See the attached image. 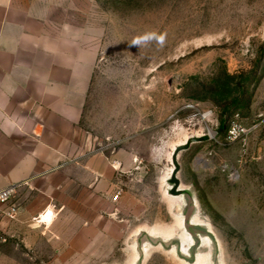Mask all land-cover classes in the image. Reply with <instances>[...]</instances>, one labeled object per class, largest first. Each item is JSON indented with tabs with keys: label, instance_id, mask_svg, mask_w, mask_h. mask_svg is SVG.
Segmentation results:
<instances>
[{
	"label": "rangeland",
	"instance_id": "1",
	"mask_svg": "<svg viewBox=\"0 0 264 264\" xmlns=\"http://www.w3.org/2000/svg\"><path fill=\"white\" fill-rule=\"evenodd\" d=\"M53 3L39 14L94 54L78 128L111 184L77 190L66 226L1 228L0 264H264V0ZM233 125L250 131L231 142ZM209 131L179 156L189 211L172 153ZM21 186L0 203L12 220Z\"/></svg>",
	"mask_w": 264,
	"mask_h": 264
},
{
	"label": "crops",
	"instance_id": "2",
	"mask_svg": "<svg viewBox=\"0 0 264 264\" xmlns=\"http://www.w3.org/2000/svg\"><path fill=\"white\" fill-rule=\"evenodd\" d=\"M53 1L0 0V191L22 185L15 220L0 205L5 232L24 231L44 211L43 223L56 215L66 226L77 190L111 184L107 158L84 149L78 128L94 54L84 30L39 14Z\"/></svg>",
	"mask_w": 264,
	"mask_h": 264
},
{
	"label": "water",
	"instance_id": "3",
	"mask_svg": "<svg viewBox=\"0 0 264 264\" xmlns=\"http://www.w3.org/2000/svg\"><path fill=\"white\" fill-rule=\"evenodd\" d=\"M209 139H212V136L209 134H203L201 137H189L184 143L178 145L173 153H172V162L174 165V169L172 171V177H171V184H173V193L172 196H184L188 201V209L189 211H192L196 207V201L194 200V197L187 189H181L180 181L177 177L178 173L180 172V163H179V156L183 152H187L190 150L192 145L195 144H201L203 142L208 141Z\"/></svg>",
	"mask_w": 264,
	"mask_h": 264
},
{
	"label": "built area",
	"instance_id": "4",
	"mask_svg": "<svg viewBox=\"0 0 264 264\" xmlns=\"http://www.w3.org/2000/svg\"><path fill=\"white\" fill-rule=\"evenodd\" d=\"M250 130L243 129L241 126L233 125L231 129L228 131V139L231 142L237 141L244 134L248 133ZM15 188H8L0 191V203H5L11 195L14 193ZM16 212L15 209H11L9 215L12 216ZM41 220V217H40Z\"/></svg>",
	"mask_w": 264,
	"mask_h": 264
},
{
	"label": "bare ground",
	"instance_id": "5",
	"mask_svg": "<svg viewBox=\"0 0 264 264\" xmlns=\"http://www.w3.org/2000/svg\"><path fill=\"white\" fill-rule=\"evenodd\" d=\"M209 133H210V135H211L212 137L214 136V133H213V132L209 131ZM200 260H201V257L198 258V262H200Z\"/></svg>",
	"mask_w": 264,
	"mask_h": 264
}]
</instances>
